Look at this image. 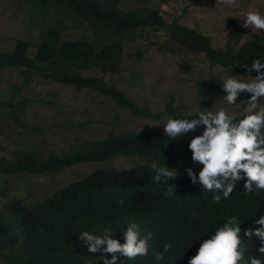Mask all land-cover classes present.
<instances>
[{
	"label": "trees",
	"instance_id": "1",
	"mask_svg": "<svg viewBox=\"0 0 264 264\" xmlns=\"http://www.w3.org/2000/svg\"><path fill=\"white\" fill-rule=\"evenodd\" d=\"M26 1L32 9V19L47 23L45 32L35 45L18 40L13 51H0V68H22L28 73L27 81L37 74L78 89L97 91L139 115L150 116L120 90L109 87L102 77H86L82 73L90 69L100 70L104 75L120 73L124 45L136 42L141 30H168L169 39L185 51L203 52L212 63L237 74L254 77L257 73L248 72L247 67L256 58L264 62V32L252 34L238 48L228 42L225 49L217 50L200 32L184 27L176 19L165 25L160 13L144 9L140 3L125 7L127 0ZM52 12L60 13L62 21L51 18ZM66 17L72 18L77 26L88 24L93 37L63 38ZM32 46L36 53L29 57ZM221 82L222 77H209L199 81L198 87L226 95ZM248 98L247 93L240 97ZM177 118L194 119L196 114ZM202 132L200 126L196 134ZM192 136L188 133L173 140L166 134H112L77 152L50 153L39 158L34 151H15L10 160L0 158L3 175L27 172L32 177L58 176L83 162H105L116 157L140 160L131 169L93 170L32 207L19 200L7 203L0 210V264H103V253H89L79 239L80 233L102 234L110 227L112 236L124 243L129 218L139 225L142 237L148 231L153 233L152 247L147 256L134 260L121 257L119 264H169L173 255L177 264H187L199 247L196 242L212 229L213 220L219 223L228 215H239L244 228L258 227L254 221L264 215V193L246 197L243 181L229 200L212 204L213 193L198 184L192 185L187 174L167 182L163 178L160 183L154 180L153 163L174 169L181 161H192L188 149ZM170 185L177 186L176 193L166 198L164 193ZM119 200H123V205ZM166 242L173 244V251L165 254V260L156 261L153 251H162ZM260 244L259 238L253 237L249 254L259 256Z\"/></svg>",
	"mask_w": 264,
	"mask_h": 264
},
{
	"label": "rangeland",
	"instance_id": "2",
	"mask_svg": "<svg viewBox=\"0 0 264 264\" xmlns=\"http://www.w3.org/2000/svg\"><path fill=\"white\" fill-rule=\"evenodd\" d=\"M138 3L144 9L160 13L165 25L173 19L181 21L187 6L182 0H127L124 6ZM169 5L173 12L162 7ZM31 14L26 0H0V51H13L18 40L34 45L41 41L47 23L40 19L34 21ZM49 16L62 21L60 13L52 12ZM63 22V38L93 37L88 24L77 26L67 17ZM140 32L144 35L140 37L142 41L123 53L120 73L104 75L100 70L90 69L82 75L102 77L109 87L120 90L150 116L134 113L97 91L78 89L37 74L27 81L28 73L22 68H0V158L10 160L15 151H34L39 158L50 153L77 152L112 134H165L162 123L167 117L193 115L211 109L215 101L221 103L223 94L199 89V81L223 78L225 74L249 77L219 68L203 52L185 51L177 42L172 43L168 30ZM213 45L217 50L227 46L221 40ZM234 45L239 47L238 43ZM35 53L36 49L30 47L28 56L33 57ZM261 102L264 103V99ZM138 164L137 157H116L105 162L77 163L54 177H32L27 172L0 173V210L12 200H19L24 206H35L93 170L131 169ZM188 167L199 171L202 165L184 160L174 169L184 176Z\"/></svg>",
	"mask_w": 264,
	"mask_h": 264
},
{
	"label": "clouds",
	"instance_id": "3",
	"mask_svg": "<svg viewBox=\"0 0 264 264\" xmlns=\"http://www.w3.org/2000/svg\"><path fill=\"white\" fill-rule=\"evenodd\" d=\"M220 3L239 6L238 0H220ZM243 15L244 28H250L251 33L264 32V14L250 7ZM246 70H254L257 75L223 76L221 88L226 95L221 96V103L215 101L211 109L197 111L194 119L169 116L162 123L164 133L173 140L193 134L188 149L192 163L202 165V168L197 174L188 167L186 173L192 185L198 184L213 193L212 204L229 200L241 181L246 197L264 193V103L261 102L264 99V62L256 58ZM244 93L250 94V98L240 99ZM200 126H203V132L197 135ZM152 168L157 183L162 178L167 182L178 175L177 170L156 163ZM176 188V185L167 187L165 197L173 196ZM118 203L123 205L124 202L119 200ZM126 223L124 243L112 236L110 227L102 234L82 231L79 239L89 253H103V264H119L121 257L134 260L147 256L153 233L148 231L142 237L134 219L129 218ZM212 223V229L196 242L199 247L188 258L187 264H264V215L254 221L258 227H242L244 223L239 215H228L222 222L213 220ZM253 237L261 242L257 249L259 256L249 254ZM162 248V251H153L156 261L165 260V254L173 251V244L166 242ZM169 264H177L175 255L169 258Z\"/></svg>",
	"mask_w": 264,
	"mask_h": 264
},
{
	"label": "crops",
	"instance_id": "4",
	"mask_svg": "<svg viewBox=\"0 0 264 264\" xmlns=\"http://www.w3.org/2000/svg\"><path fill=\"white\" fill-rule=\"evenodd\" d=\"M183 1L186 2L187 6L185 7V12L181 15L180 24L206 36L210 40L213 48H215L213 44L216 40L225 42V46L228 42L241 45L248 40L252 34L263 33H251L252 30L250 28H244L242 26V19L244 18L243 14L250 7L264 14V0H238V7L221 4L220 0H182V3ZM166 9L173 12L171 6H166ZM141 36L144 35L140 32L137 41H142V39H140ZM171 41L176 44V41ZM136 42L125 44L124 53L130 50V47H133L132 45L136 44ZM219 68H221V66Z\"/></svg>",
	"mask_w": 264,
	"mask_h": 264
}]
</instances>
